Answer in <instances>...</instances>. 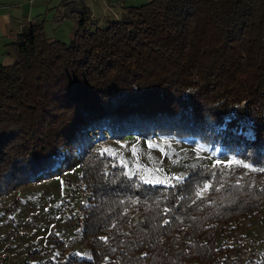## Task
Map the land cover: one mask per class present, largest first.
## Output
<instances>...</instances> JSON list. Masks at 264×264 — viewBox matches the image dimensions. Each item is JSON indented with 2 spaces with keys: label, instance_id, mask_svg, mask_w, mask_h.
I'll return each mask as SVG.
<instances>
[{
  "label": "trees",
  "instance_id": "16d2710c",
  "mask_svg": "<svg viewBox=\"0 0 264 264\" xmlns=\"http://www.w3.org/2000/svg\"><path fill=\"white\" fill-rule=\"evenodd\" d=\"M88 16L70 43L23 30L0 65V195L68 153L88 192L87 252L38 264H243L241 222L264 208V181L219 185L198 163L178 184L143 183L108 170L91 137H197L264 177V0H151L96 28ZM133 198L150 207L124 231Z\"/></svg>",
  "mask_w": 264,
  "mask_h": 264
},
{
  "label": "rangeland",
  "instance_id": "374dc122",
  "mask_svg": "<svg viewBox=\"0 0 264 264\" xmlns=\"http://www.w3.org/2000/svg\"><path fill=\"white\" fill-rule=\"evenodd\" d=\"M150 1L63 0L67 5L75 6L78 12L83 7L88 10V28L107 26L119 20L125 9L140 7ZM67 14L68 21L61 26L63 30L56 36L58 41L64 43H70L71 38H67V33L75 27L78 30L79 21L76 12L69 10ZM49 26L51 27L50 24ZM56 28L58 27L53 29ZM4 52L3 50L0 52V65H9L13 59ZM245 135L250 137V131L245 132ZM91 138L94 148L100 153L102 150L110 152V158L106 159L108 170L123 176L126 171H130L135 173L131 177L139 180L148 176L161 181L150 184L166 186L178 184L172 177L184 178L188 168L198 163L201 169L211 172L219 185L229 179L235 180V184H238L249 178L251 185L264 181V177H259L256 171L233 161L229 152L220 144L207 143L197 137L161 138L155 134L148 140L129 137L122 141V139L112 140L108 135L97 134ZM149 142L155 147L149 148ZM133 146L137 149L136 157L132 155ZM66 159L67 164L59 171L12 188L0 195L1 264H38L47 258L57 257L65 260L68 252L79 256L87 252L81 234L82 209L88 192L85 184L80 180L77 158L74 154L68 153ZM137 160L142 166L139 171H137ZM121 161L128 165L127 169L121 166ZM211 184L210 181L201 188L197 187L194 192L195 199L207 197L212 188ZM127 202L130 206L128 211L133 212V218L124 231L130 228L137 216L142 213L140 209L147 210L150 207L148 201L144 199L133 198ZM238 235L237 246L240 247L243 264H264V208L241 222Z\"/></svg>",
  "mask_w": 264,
  "mask_h": 264
},
{
  "label": "crops",
  "instance_id": "0c3cea01",
  "mask_svg": "<svg viewBox=\"0 0 264 264\" xmlns=\"http://www.w3.org/2000/svg\"><path fill=\"white\" fill-rule=\"evenodd\" d=\"M82 9L78 12L75 6H69L63 0H0V52L3 50L6 54L7 46L14 43L27 28L36 33H45L51 40H59L56 36L62 32L61 26L68 21L67 12H76L79 19ZM77 31L76 27L70 29L67 38L72 40Z\"/></svg>",
  "mask_w": 264,
  "mask_h": 264
},
{
  "label": "snow or ice",
  "instance_id": "6c2138e0",
  "mask_svg": "<svg viewBox=\"0 0 264 264\" xmlns=\"http://www.w3.org/2000/svg\"><path fill=\"white\" fill-rule=\"evenodd\" d=\"M149 148H153V147H155V145L154 144H152L151 142H149ZM132 155L134 156V157H136L137 156V149H136V147L135 146H133V149H132ZM121 166L122 167H124L125 169H127L128 168V165L126 164V163H124L123 161H121ZM244 167H248V165H243ZM142 166H140L139 165V162H138V160H137V171H139L140 170V168H141ZM133 174H135V173H131L130 171H126L125 172V175H128L129 176V178H131V175H133ZM141 179H142V182L143 183H148V184H150V183H160L161 181L160 180H158V179H156V180H154L153 178H150V177H148V176H144V177H141ZM172 179H175L178 183L180 182V181H182V179H183V177H172ZM165 223H167V221H165ZM101 239H103V240H105L106 241V239L107 238H104V237H102Z\"/></svg>",
  "mask_w": 264,
  "mask_h": 264
}]
</instances>
